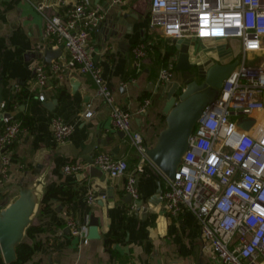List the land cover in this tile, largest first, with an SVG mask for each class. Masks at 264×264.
<instances>
[{"label": "crops", "instance_id": "0c3cea01", "mask_svg": "<svg viewBox=\"0 0 264 264\" xmlns=\"http://www.w3.org/2000/svg\"><path fill=\"white\" fill-rule=\"evenodd\" d=\"M0 0V95L6 103L0 108L19 119L23 129L8 148L12 157L10 175L0 176V201L5 206L17 194L20 183L28 182L34 187L37 198L30 224L39 226L26 232L23 240L36 247L27 260L20 264H221V260L201 235L197 216L190 210L177 214L164 208L162 201L152 196L162 182L154 165L146 162L143 170L136 171L138 161L126 133L111 123L112 106L98 93L90 75L77 69L70 70L63 79L53 78L42 90L33 86V66L42 59V51L49 45L44 37V13L63 14L65 8L78 0ZM99 7L105 17L91 32L90 53L100 65L102 78L110 89L115 102L131 112V126L152 144L159 131L166 125L162 111L165 97L156 90L158 72L162 66L175 64V51L165 61L167 46L173 38L149 28L148 14L151 0H89ZM127 2L135 16L128 28L108 25L105 20L112 9L105 10L106 2ZM41 3L42 10L35 7ZM133 7V8H132ZM190 40L191 61H198L202 69L215 61L233 60L240 54L237 37L215 39L212 46L202 49L198 38ZM220 40L232 42L233 52H220ZM138 42L147 44L144 57L136 58L132 47ZM62 49L55 59L64 58ZM252 57L264 58V50L254 52ZM167 63V64H165ZM174 77L178 72L174 68ZM170 80V81H172ZM161 82V81H160ZM28 95L18 97L22 88ZM144 97L150 98L145 110L138 111ZM91 109L92 114L85 112ZM61 115L73 124V129L64 142H56L51 131V119ZM42 150V167L35 171V151ZM99 151H107L128 161L129 171H136L137 186L142 203L124 201L127 174L110 176L101 170L106 184L113 192L115 206H106L96 199L95 177L90 176V166L78 172H65L64 163L82 161L89 163ZM162 184V183H161ZM64 186L74 191L71 199H52L42 208V197L48 187ZM94 198L88 202V195ZM133 200H136L133 198ZM99 218L96 235L90 236L89 217ZM72 217L86 224L87 241L72 234L67 220ZM29 224V225H30ZM3 259L2 255H0ZM0 264H9L4 261Z\"/></svg>", "mask_w": 264, "mask_h": 264}, {"label": "built area", "instance_id": "2783aa9c", "mask_svg": "<svg viewBox=\"0 0 264 264\" xmlns=\"http://www.w3.org/2000/svg\"><path fill=\"white\" fill-rule=\"evenodd\" d=\"M63 2L62 0H59ZM39 10L41 3H35ZM44 37L51 47L62 46L67 55L47 62L39 59L33 66V86L40 89L38 97L53 79H63L72 69L90 75L97 91L112 106L111 123L124 131L134 148L138 161L136 171L148 162L161 177L160 198L172 214L190 210L198 218L202 238L221 260V264H264V58L248 61L247 52L264 50V0H151L149 28L171 38L237 37L242 46V58L224 79L216 97L203 109L188 138V148L182 156L174 177L162 172L146 153L150 145L131 126V112L119 106L102 78L100 65L90 53L91 32L105 17L104 11L89 0H78L60 14L44 13ZM136 58L144 57L147 44L132 47ZM173 64L158 72L161 82L174 77ZM150 103L144 97L138 111ZM6 103L0 102L5 109ZM4 111V110H3ZM92 114L89 109L85 115ZM251 117L247 129L238 120ZM0 129V176L10 175L11 155L8 148L19 137L23 126L7 111L2 115ZM73 124L61 115L51 119V131L56 142H64ZM94 165L110 176L127 174L125 190L139 198L135 172L129 171L124 157L99 151L91 162L68 161L65 172H78ZM94 195H88V202ZM72 234L87 241L86 224L70 217Z\"/></svg>", "mask_w": 264, "mask_h": 264}, {"label": "water", "instance_id": "95a60500", "mask_svg": "<svg viewBox=\"0 0 264 264\" xmlns=\"http://www.w3.org/2000/svg\"><path fill=\"white\" fill-rule=\"evenodd\" d=\"M127 2H106L103 4L105 10L112 9L110 15L105 20L108 25L115 27L125 26L128 28L132 21L130 9L126 10ZM133 8V7H132ZM224 39V37H217ZM213 37L198 38L200 47L205 49L212 46L215 41ZM175 46V64L174 68L178 72L177 79L172 81L160 82L156 88L165 97L162 111L165 113L166 125L159 131L155 141L148 145L146 153L154 164L170 178L174 177L175 171L182 160V156L188 148V138L195 128L197 120L201 117L204 107L211 102L217 95L224 79L236 65L237 60L215 61L204 70L198 61H191L189 46L190 40L187 38H173ZM63 47H51L47 45L42 51V60L51 61L57 58L62 52ZM2 96L0 95V100ZM251 117H243L238 120V126L241 129H247L252 123ZM124 134L125 132L121 130ZM42 150L35 151L33 164H36L35 171L42 167ZM91 162V161H90ZM90 176L95 177L93 185L97 187L96 199L98 203L105 207L103 215L106 217L107 209L115 206L113 192L110 185L108 189H103L106 184L102 177L101 170L92 165L90 167ZM19 189L5 206L0 201V255L5 263L11 264L16 259L17 244L23 240L31 217L35 211L37 198L34 187L28 182L18 184ZM4 191L0 190V195ZM162 184L158 183V188L152 200L161 201L160 193ZM124 201L132 203L134 201L140 206L141 199L133 200L130 193L126 192ZM99 218L95 215L89 217L90 236L96 235L98 230ZM104 223H109L106 217Z\"/></svg>", "mask_w": 264, "mask_h": 264}, {"label": "trees", "instance_id": "16d2710c", "mask_svg": "<svg viewBox=\"0 0 264 264\" xmlns=\"http://www.w3.org/2000/svg\"><path fill=\"white\" fill-rule=\"evenodd\" d=\"M175 51V46L173 43L167 46L166 54L164 56L165 61L168 58V55L171 52ZM167 64V63H165ZM28 95V90L26 88H22L18 93V97H23ZM74 195V191L68 187L64 186H52L46 188L42 197V208H46L49 205L50 200L52 199H71ZM39 226H35L33 224L28 225L27 232L31 233L33 230L39 229ZM36 244H32L27 240H22L17 244L16 247V259L11 264H20L23 261L27 260L31 257ZM2 258L0 256V262H2Z\"/></svg>", "mask_w": 264, "mask_h": 264}, {"label": "rangeland", "instance_id": "374dc122", "mask_svg": "<svg viewBox=\"0 0 264 264\" xmlns=\"http://www.w3.org/2000/svg\"><path fill=\"white\" fill-rule=\"evenodd\" d=\"M233 44H232V42H222V40H220V52L222 51H225L226 53H228L229 51L230 52H233L234 51V49H233ZM240 54L236 57L237 59H241L242 58V46H241V43H240ZM253 54H254V51H249V52H247V58H248V61L249 60H251V61H257V60H253L252 58V56H253ZM255 58V57H254Z\"/></svg>", "mask_w": 264, "mask_h": 264}]
</instances>
